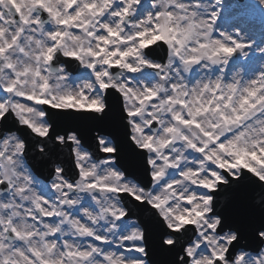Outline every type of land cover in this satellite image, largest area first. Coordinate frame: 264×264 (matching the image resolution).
<instances>
[{
	"label": "snow or ice",
	"instance_id": "1",
	"mask_svg": "<svg viewBox=\"0 0 264 264\" xmlns=\"http://www.w3.org/2000/svg\"><path fill=\"white\" fill-rule=\"evenodd\" d=\"M0 264H264V0H0Z\"/></svg>",
	"mask_w": 264,
	"mask_h": 264
},
{
	"label": "rangeland",
	"instance_id": "2",
	"mask_svg": "<svg viewBox=\"0 0 264 264\" xmlns=\"http://www.w3.org/2000/svg\"><path fill=\"white\" fill-rule=\"evenodd\" d=\"M225 2H232V3H238L239 1L237 0H225ZM254 22L255 24L257 25V27H259V24H260V18H259V15L257 14L254 18Z\"/></svg>",
	"mask_w": 264,
	"mask_h": 264
},
{
	"label": "water",
	"instance_id": "3",
	"mask_svg": "<svg viewBox=\"0 0 264 264\" xmlns=\"http://www.w3.org/2000/svg\"><path fill=\"white\" fill-rule=\"evenodd\" d=\"M158 259H162L161 257H158Z\"/></svg>",
	"mask_w": 264,
	"mask_h": 264
}]
</instances>
